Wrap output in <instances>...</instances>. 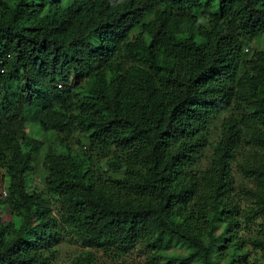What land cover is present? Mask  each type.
<instances>
[{"label": "trees", "instance_id": "1", "mask_svg": "<svg viewBox=\"0 0 264 264\" xmlns=\"http://www.w3.org/2000/svg\"><path fill=\"white\" fill-rule=\"evenodd\" d=\"M262 37L264 0H0V153L23 215L13 229L0 218V264H58L60 231L103 253L143 243L161 264H218L227 249L244 264L231 168L242 156L257 184L246 216L264 223V51L246 48ZM28 126L57 138L43 187L56 216L29 190L42 143ZM75 133L121 176L72 151Z\"/></svg>", "mask_w": 264, "mask_h": 264}, {"label": "rangeland", "instance_id": "2", "mask_svg": "<svg viewBox=\"0 0 264 264\" xmlns=\"http://www.w3.org/2000/svg\"><path fill=\"white\" fill-rule=\"evenodd\" d=\"M12 0H6V2H11ZM248 58H250L253 53L256 51H264V37L259 40L252 41L248 46ZM219 126V122H217ZM25 132L30 136L31 139L39 141L42 143L39 151L34 157V161L32 163L31 171L27 175V181L29 182V190L35 192H41L44 197L47 198L48 204L51 206V209L56 216L57 212L54 210L59 207V202L55 197H49L44 193V180L47 176V171L45 170V156L48 150H56L59 145L57 142V138L55 135L51 133H42L37 130L35 127L28 126ZM68 141V145L72 151L75 152H86L91 153L93 156L97 158L96 164H93V169L98 172L100 168V172L103 175V179L108 178H116L121 176V173L112 172L109 166L106 165L107 160H109V155L103 151L98 150L95 147L85 146L81 142V136L77 133L71 134L69 136H64ZM250 149L248 146L246 150ZM62 152V150H60ZM13 158V155L9 152L0 153V201L2 202L0 205V218L7 225L19 226L22 223L23 215L18 211L16 206L11 203L8 196V186L10 183V178L8 175L4 174L5 170L3 165L6 161ZM241 157H238L237 161L232 164L231 174L234 182V195L236 196V206L239 208V211L236 214V218L239 222L238 227V237L243 240L244 248L239 251V254H244V259H242L244 264H264V247H260L258 244L253 243L254 240H259L264 238L263 227L264 225L261 216L257 215L255 217L247 215L249 210L248 208H252V201L248 200L245 196V189L251 188L255 190V186L250 179H246L239 171L237 162L241 160ZM209 158L202 159V165L206 166L208 164ZM240 163V162H239ZM5 194V195H4ZM5 199V200H4ZM246 199V201H245ZM60 208V207H59ZM58 208V209H59ZM56 224L58 223V218L56 217ZM10 234H12L11 230ZM61 231L59 236L61 235ZM58 236L57 242V262L58 264H68L71 263L75 258L84 255L87 252H90L95 260L96 264H161V261L158 262L156 258L152 257L151 252L145 248L143 243L137 245L132 251L121 254L117 251H108L107 253H103L101 250L86 248L81 245L80 241H78L75 237H71L65 233H62V236ZM258 237V238H256ZM183 251L180 248H172L170 250L163 251L162 253L174 254V253H182ZM231 249H227L220 256H215L214 260L217 261L218 264H226L228 258L231 255Z\"/></svg>", "mask_w": 264, "mask_h": 264}, {"label": "built area", "instance_id": "3", "mask_svg": "<svg viewBox=\"0 0 264 264\" xmlns=\"http://www.w3.org/2000/svg\"><path fill=\"white\" fill-rule=\"evenodd\" d=\"M5 195V194H4Z\"/></svg>", "mask_w": 264, "mask_h": 264}]
</instances>
